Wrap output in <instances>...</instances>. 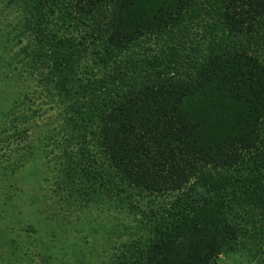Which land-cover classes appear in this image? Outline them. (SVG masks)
Here are the masks:
<instances>
[{
  "label": "trees",
  "instance_id": "obj_1",
  "mask_svg": "<svg viewBox=\"0 0 264 264\" xmlns=\"http://www.w3.org/2000/svg\"><path fill=\"white\" fill-rule=\"evenodd\" d=\"M0 7L25 15L14 32L28 34L29 47L17 62L40 67L43 91L62 107L63 143L77 141L81 158L69 153L58 174L63 200L101 198L114 177L123 187L113 200L125 194L135 232L111 264H215L221 252L264 240V0ZM15 132L0 130V150L6 158L15 150L18 166L28 129ZM173 193L167 205L155 200ZM11 247L15 263L27 264Z\"/></svg>",
  "mask_w": 264,
  "mask_h": 264
},
{
  "label": "rangeland",
  "instance_id": "obj_2",
  "mask_svg": "<svg viewBox=\"0 0 264 264\" xmlns=\"http://www.w3.org/2000/svg\"><path fill=\"white\" fill-rule=\"evenodd\" d=\"M24 20L25 15L17 16L0 7V130L16 135L15 131L28 129L17 151L23 155L18 166L13 163L18 160L15 150L8 158L7 150H0V259L9 256L12 263L16 262L15 256L8 253L12 245L21 246L23 259L29 258L27 264H111L110 260H115L134 235V215L126 209L129 204L124 193L117 197L118 202L113 200L123 190L116 177L105 183L106 188L99 187L100 191L105 189L101 198L97 193L92 199L89 194H80L77 200L72 196L70 202L63 200L58 174L69 153L79 154L77 141L74 138L64 145L67 129L65 122L61 123L62 107L43 91L40 67H27L25 59L17 62L16 55L29 47L28 34H19ZM48 63L47 68L53 69V63ZM17 142L10 145L16 149ZM87 144L95 150L94 141L87 139ZM76 157L79 160L81 155ZM104 167L113 172L109 162ZM98 179L94 180L96 187ZM82 182L89 191L87 180ZM173 196L161 195L155 200L167 205ZM248 247L245 252H221L215 256V264H264L262 237L251 240Z\"/></svg>",
  "mask_w": 264,
  "mask_h": 264
}]
</instances>
